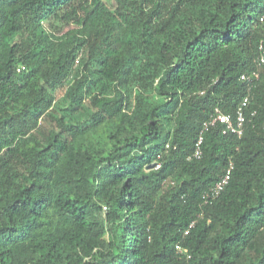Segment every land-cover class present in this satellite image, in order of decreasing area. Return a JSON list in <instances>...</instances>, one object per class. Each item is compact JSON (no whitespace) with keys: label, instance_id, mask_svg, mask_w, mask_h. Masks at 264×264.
Returning a JSON list of instances; mask_svg holds the SVG:
<instances>
[{"label":"trees","instance_id":"obj_1","mask_svg":"<svg viewBox=\"0 0 264 264\" xmlns=\"http://www.w3.org/2000/svg\"><path fill=\"white\" fill-rule=\"evenodd\" d=\"M116 2L0 0V264H264V0Z\"/></svg>","mask_w":264,"mask_h":264},{"label":"built area","instance_id":"obj_2","mask_svg":"<svg viewBox=\"0 0 264 264\" xmlns=\"http://www.w3.org/2000/svg\"><path fill=\"white\" fill-rule=\"evenodd\" d=\"M263 20V18H262ZM79 63V58L76 60V64ZM255 68H253L250 73H242L241 79L243 81H246L248 84L249 90L252 87H255L258 84V81L261 78L262 74V68L264 67V38L261 39L259 43V55L257 56L255 60ZM25 68V65H20L19 71L23 70ZM249 95H247L242 103L239 105L236 114L233 116L232 114H226L220 111V109H216V113L214 116L204 124V129L200 133V136L198 137V140L196 141L195 150L193 155L197 158L201 157L202 155V144L204 142V130L207 129L209 126H215L218 123L223 124V132L224 133H233L237 134L238 136H241L244 131V125L246 122V116L244 112L245 106H247L249 102ZM231 167L227 170L226 174L222 177L220 181H218L214 187L205 195L206 200H212L220 195V193L224 190L226 185L230 181L231 177ZM196 221H192V223L189 225V228L185 231V235H188L190 232V229L195 226ZM179 251H186V249L183 248V246H178Z\"/></svg>","mask_w":264,"mask_h":264},{"label":"rangeland","instance_id":"obj_3","mask_svg":"<svg viewBox=\"0 0 264 264\" xmlns=\"http://www.w3.org/2000/svg\"><path fill=\"white\" fill-rule=\"evenodd\" d=\"M107 1L110 3L111 6H113L114 9H121L122 8L121 5H119L116 2V0H107ZM55 26L57 28L58 25H55ZM72 27L73 26L70 27L68 25V26H65V27H63L61 29H59V27H58L57 29L61 30V33H63L65 31H67L68 29L72 28ZM54 92H55L56 98L59 99V100H61L63 98L65 92H66V85L64 84V85L58 87Z\"/></svg>","mask_w":264,"mask_h":264},{"label":"clouds","instance_id":"obj_4","mask_svg":"<svg viewBox=\"0 0 264 264\" xmlns=\"http://www.w3.org/2000/svg\"><path fill=\"white\" fill-rule=\"evenodd\" d=\"M262 18H263V20H262ZM262 22L264 21V14H263V16L261 17V19H260ZM264 38V37H263ZM261 41V40H260ZM260 43V42H259ZM258 55H259V51H258ZM257 55V56H258ZM257 58V57H256ZM256 60V59H255ZM256 66V65H255ZM255 68V67H254ZM263 69H264V67L262 68V71H263ZM259 82V81H258Z\"/></svg>","mask_w":264,"mask_h":264},{"label":"water","instance_id":"obj_5","mask_svg":"<svg viewBox=\"0 0 264 264\" xmlns=\"http://www.w3.org/2000/svg\"><path fill=\"white\" fill-rule=\"evenodd\" d=\"M155 163H152L150 166H149V168H153V167H155Z\"/></svg>","mask_w":264,"mask_h":264}]
</instances>
